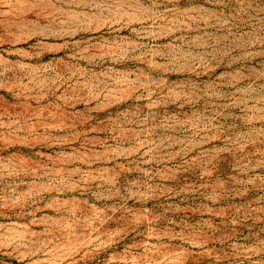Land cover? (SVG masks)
<instances>
[{
	"label": "rangeland",
	"instance_id": "rangeland-1",
	"mask_svg": "<svg viewBox=\"0 0 264 264\" xmlns=\"http://www.w3.org/2000/svg\"><path fill=\"white\" fill-rule=\"evenodd\" d=\"M0 264H264V0H0Z\"/></svg>",
	"mask_w": 264,
	"mask_h": 264
}]
</instances>
